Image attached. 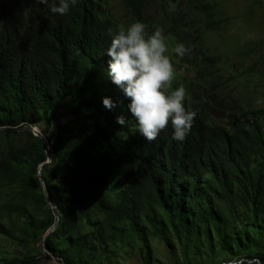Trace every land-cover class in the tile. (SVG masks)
I'll return each instance as SVG.
<instances>
[{
    "label": "trees",
    "instance_id": "16d2710c",
    "mask_svg": "<svg viewBox=\"0 0 264 264\" xmlns=\"http://www.w3.org/2000/svg\"><path fill=\"white\" fill-rule=\"evenodd\" d=\"M16 1L10 8L0 0V190L15 199L0 206V236L25 250L38 244L60 264H102L123 253L146 264L151 240L187 264L222 255L264 261V110L185 101L197 116L184 142L170 138V126L147 141L106 75L104 52L117 29L102 4L78 0L59 16L48 10L54 0ZM168 34L190 46L174 58L197 81L226 73L185 35ZM28 206L46 215L29 217ZM14 217L23 219L16 232ZM35 263L28 255L1 260Z\"/></svg>",
    "mask_w": 264,
    "mask_h": 264
},
{
    "label": "rangeland",
    "instance_id": "374dc122",
    "mask_svg": "<svg viewBox=\"0 0 264 264\" xmlns=\"http://www.w3.org/2000/svg\"><path fill=\"white\" fill-rule=\"evenodd\" d=\"M15 2L17 1L7 0L10 8ZM98 2L102 4L104 17L111 21L113 28H123L135 20H141L146 24L148 32L155 28L162 30L167 45L166 54L174 66V79L162 89L166 94L182 86L186 93L185 101H191L195 105L205 103L207 108L214 110H223L226 106L237 107L243 111L264 110V0ZM173 31L185 35L190 44L199 47L207 56L225 63L226 73L216 77L212 83L197 81L194 69L174 58L172 49L176 43L174 37L168 34ZM208 94L215 96L214 100L220 103L219 107L209 99ZM62 116L63 114H60L59 117ZM32 129V135H40L36 127ZM21 132L18 131L10 137V145H17ZM5 141L7 137L0 131V154ZM46 163H50V158L47 157ZM58 177L61 178V175ZM14 200V191L0 190V206ZM27 211L29 217L41 218L46 215V207L39 210L28 206ZM22 221L21 217H14L12 226H9L8 219H4L3 223L16 232ZM149 246L151 257L146 264H187V258L179 253L169 254L157 240H151ZM26 255L36 258L35 264H60L47 256L38 244H30L25 250L18 242L0 236V264L3 259H22ZM226 261L230 260L222 255L212 263L198 259L189 264H225ZM102 264L143 263L139 257L123 253Z\"/></svg>",
    "mask_w": 264,
    "mask_h": 264
},
{
    "label": "clouds",
    "instance_id": "9594fccd",
    "mask_svg": "<svg viewBox=\"0 0 264 264\" xmlns=\"http://www.w3.org/2000/svg\"><path fill=\"white\" fill-rule=\"evenodd\" d=\"M40 2L45 3L46 0ZM77 3L78 0H54L48 10L54 15L64 16ZM190 51V46L183 42H177L172 49L178 58H183ZM166 52L162 30L155 28L148 32L143 21L135 20L110 34V42L104 52L108 57L106 75L128 99L127 107L136 120L137 130L147 141L155 140L162 130L170 126V138L182 143L197 113L186 106V93L182 86L167 94L162 90L174 79V66ZM101 103L107 110L115 107V102L108 96L102 97ZM116 123L124 125V117L117 116ZM229 264H264V261L242 255Z\"/></svg>",
    "mask_w": 264,
    "mask_h": 264
},
{
    "label": "built area",
    "instance_id": "2783aa9c",
    "mask_svg": "<svg viewBox=\"0 0 264 264\" xmlns=\"http://www.w3.org/2000/svg\"><path fill=\"white\" fill-rule=\"evenodd\" d=\"M33 130V132H34V129H31V131ZM38 133V132H37Z\"/></svg>",
    "mask_w": 264,
    "mask_h": 264
},
{
    "label": "bare ground",
    "instance_id": "6f19581e",
    "mask_svg": "<svg viewBox=\"0 0 264 264\" xmlns=\"http://www.w3.org/2000/svg\"><path fill=\"white\" fill-rule=\"evenodd\" d=\"M229 264V263H228Z\"/></svg>",
    "mask_w": 264,
    "mask_h": 264
}]
</instances>
